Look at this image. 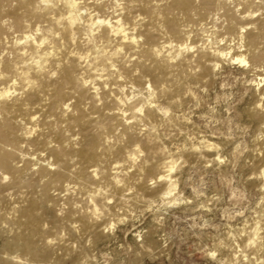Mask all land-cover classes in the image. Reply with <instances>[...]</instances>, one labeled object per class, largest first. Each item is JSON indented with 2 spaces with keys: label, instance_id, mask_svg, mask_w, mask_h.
Masks as SVG:
<instances>
[{
  "label": "bare ground",
  "instance_id": "6f19581e",
  "mask_svg": "<svg viewBox=\"0 0 264 264\" xmlns=\"http://www.w3.org/2000/svg\"><path fill=\"white\" fill-rule=\"evenodd\" d=\"M234 64L259 198L210 259L264 264V0H0V264H99L134 209L185 199L179 171L224 157L210 140L173 155L158 129Z\"/></svg>",
  "mask_w": 264,
  "mask_h": 264
},
{
  "label": "rangeland",
  "instance_id": "374dc122",
  "mask_svg": "<svg viewBox=\"0 0 264 264\" xmlns=\"http://www.w3.org/2000/svg\"><path fill=\"white\" fill-rule=\"evenodd\" d=\"M217 72L195 91V101L181 109L178 115L185 119L175 125L163 122L158 134L173 155L181 147L210 140L217 142L219 154L226 158L213 166L194 160L183 167L178 187L186 200L157 201L134 209L126 225L115 227L116 238L99 248L103 252L95 250L99 264H217L210 259L217 237L240 228L251 217L259 196L257 189L248 185L251 171L246 166L254 154L257 124L246 120L241 111L252 100V74L237 64L224 65ZM146 231L152 232L156 241L151 253L138 245V233ZM4 239L0 230V248Z\"/></svg>",
  "mask_w": 264,
  "mask_h": 264
}]
</instances>
